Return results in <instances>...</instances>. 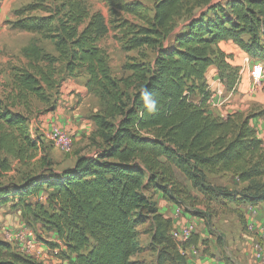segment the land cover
<instances>
[{
	"label": "trees",
	"instance_id": "obj_1",
	"mask_svg": "<svg viewBox=\"0 0 264 264\" xmlns=\"http://www.w3.org/2000/svg\"><path fill=\"white\" fill-rule=\"evenodd\" d=\"M101 1L109 26L82 0H63L52 8L34 0L13 10L11 29L52 41L57 55L32 41L21 49L26 63L10 66L11 90L0 99V207L11 202L27 223L54 231L60 243L47 244L58 249L62 264H138L133 260L140 251L138 227L145 223L149 244L157 248L156 264H187L185 251L198 245V234L175 239L172 219L153 200L156 194L179 205L194 199L176 172L208 200L247 207L264 202V192L230 193L207 181L206 174L230 173L241 183L264 176V140L251 125L264 109L212 115L205 79L214 66L227 88L238 80L239 68L230 65L220 42L230 41L264 63V0H153L151 12L136 0ZM195 6L206 8L195 16ZM183 15V31L173 36L175 19ZM109 29L124 50H152L153 61L131 59L122 65L125 76L114 75L98 44ZM81 69L86 93L99 106L89 116L95 124V156H78L72 167L55 172L50 157L38 156L43 142L31 137L26 116L14 107L29 95L47 103L49 92L64 79L60 74L72 76ZM144 87L158 101L154 112L141 100ZM13 161L30 166L19 182L3 179ZM42 191L43 203L29 200ZM224 261L231 264L228 257ZM0 264L43 263L0 240Z\"/></svg>",
	"mask_w": 264,
	"mask_h": 264
},
{
	"label": "rangeland",
	"instance_id": "obj_2",
	"mask_svg": "<svg viewBox=\"0 0 264 264\" xmlns=\"http://www.w3.org/2000/svg\"><path fill=\"white\" fill-rule=\"evenodd\" d=\"M5 0H0V4ZM34 0H6L9 9L0 12V99H3L11 90V79L9 77L10 66L23 65L26 59L21 54L23 46L29 42H35L44 53L57 55L54 43L48 39L42 38L39 34H33L11 29L9 21L14 18L13 10L25 7ZM63 0H44L48 8L59 6ZM84 6L90 11H99L105 22L108 24L109 13L101 0H82ZM134 1V0H125ZM143 3L149 12L152 10L153 0H136ZM225 0H212V4H224ZM194 2V1H192ZM205 6L193 8L194 15L205 10ZM35 13V12H34ZM210 15L209 12H205ZM35 14L40 15V11ZM186 15L175 19L173 36L183 31L186 24ZM115 31L109 29V32L99 41L101 46L109 56V66L111 72L117 77L125 76L127 72L122 70V65L135 59L136 61H153L155 53L147 48L139 50H124L121 42L114 37ZM173 36L165 42L167 47L172 43ZM219 48L230 57L228 62L231 66L239 68L238 80L234 86L229 89L218 76L217 70L211 66L205 75L210 97L207 103L208 111L216 116L222 117L216 109H222L231 104L233 96L239 95L242 99L244 95L250 97L260 96L257 103H252L243 108H238V112L257 114L264 109V63L251 61L243 65L244 53L230 41L220 42ZM259 72L263 73L262 82L253 92H249V80H253ZM63 80L59 88L49 92L50 97L47 103H43L34 96L29 95L26 101L18 103L14 110L19 111L27 118L28 130L32 138L43 142L45 148L40 149L38 156L45 153L51 158L53 169L60 172L62 169L72 167L78 156H95L96 146L92 143V130L89 128L90 114L99 109L98 100L86 94L83 89L86 81V74L77 70L72 76L60 74ZM195 100V99H194ZM240 107V105L238 106ZM235 112V111H234ZM224 114V113H221ZM264 120V112L251 120V125L259 127L258 121ZM50 123L58 124L70 137L71 147L69 151H64L56 147L45 136ZM79 129V127H81ZM264 128V127H262ZM257 130V129H256ZM264 140V137L263 139ZM98 140L95 139V142ZM13 169L6 174L4 180L12 179L19 182L21 174L27 172L29 167L21 166L12 162ZM178 181L188 190L193 200L182 199L180 205L171 203L162 198L161 194L153 196L159 212L170 215L176 228L182 229L186 226H192V233H197L199 243L196 247H190L186 253L192 260L202 259L203 257L214 261H222L225 257L231 258L237 264H244L238 261L237 255L242 249H251L253 257L257 246H264V226L258 220V215H252L247 205H239L235 202L223 198L208 200L204 198L197 190L193 189L190 182L179 172H176ZM207 181L217 188L230 193H248L264 192V176L251 182H239L235 176L230 173L206 174ZM147 192L151 193L150 190ZM46 192L42 191L36 197H30V201L44 202ZM159 204V205H158ZM9 202L0 207V240L9 243L16 252L36 259L43 264H62V260L57 256L58 249H52L47 242L60 243L54 231H48L41 224L31 225L27 223L20 215V211L11 207ZM170 205V207H168ZM258 206L264 210V202ZM257 207V206H255ZM174 210L173 212H171ZM167 209V211H165ZM196 214L203 215V218ZM256 221H255V220ZM183 221L184 225H181ZM251 223V229L248 224ZM257 223L260 225L258 226ZM180 224V225H179ZM262 226V227H261ZM150 226L145 223L138 227V245L140 251L133 257L138 264H156L157 248L150 246ZM202 241L206 243L203 244ZM259 264V263H255Z\"/></svg>",
	"mask_w": 264,
	"mask_h": 264
},
{
	"label": "crops",
	"instance_id": "obj_3",
	"mask_svg": "<svg viewBox=\"0 0 264 264\" xmlns=\"http://www.w3.org/2000/svg\"><path fill=\"white\" fill-rule=\"evenodd\" d=\"M5 1L0 4V12H5L7 9H9V4L7 2H5ZM219 46H220V43H219ZM83 89H85V87H83ZM259 100H260V96L250 97L249 95H244L242 97V99H240L239 95H235V96H233L230 105H227L226 107H224L222 109H216L214 111H217V113L222 115V117H225L228 114H230V113H232V112H234L236 110H239L238 108H243V107L247 106L248 103H249L248 105H250L252 103H257V101H259ZM239 105H240V107H238ZM221 113H224V114H221ZM258 123H259V127H261V128H256L257 129V136L260 139H263V137H264V128H262V127H264V120L261 119V120L258 121ZM88 126H89L90 130L94 131L95 124H94L93 121H89V125ZM81 128H82V126L79 127V129H81ZM168 207H170V205ZM254 210H255V214H257L259 216L258 220L261 222V225L264 226V210H262L258 205H257V207H254ZM165 211H167V209ZM173 211L174 210H172V208H171V212H173ZM248 211L250 212L249 208H248ZM161 213L165 217H169V218L173 219L170 215L168 216V215L164 214L165 212H161ZM176 223L173 222L174 227H176L175 226ZM180 223H181V225H184L183 221H181ZM257 225L260 226L258 223H257ZM186 251H185V253H186ZM251 251H252L251 249H242L239 252V254L237 255L238 261H242V262H244V264H255V263H258V261L255 260V258L253 257V254H252ZM186 255H187V253H186ZM187 258H188L187 259V264H225L224 260H222V261H220V260L214 261V263H213L212 261H210L209 259H206L204 257L202 259H197L196 258L195 260H193V259L191 260L188 257V255H187ZM229 260H230L231 264H237L236 262L231 260V258H229Z\"/></svg>",
	"mask_w": 264,
	"mask_h": 264
},
{
	"label": "built area",
	"instance_id": "obj_4",
	"mask_svg": "<svg viewBox=\"0 0 264 264\" xmlns=\"http://www.w3.org/2000/svg\"><path fill=\"white\" fill-rule=\"evenodd\" d=\"M243 59V65H241V71L244 70V64H248L249 62L253 61L248 55L244 53ZM263 73L259 72V74L253 79L249 80V86L248 90L249 92H253L256 90L259 86V84L263 81ZM49 141H51L56 147H59L60 149L64 151H69L71 147V140L68 134L58 125L55 123H50V125L47 128V133L45 136ZM249 210L252 215L255 214L254 207H249ZM251 229V223L248 224ZM192 233V226H186L182 229H178L174 227V230L172 232V235L177 240H185L187 239ZM255 260L258 261L259 264H264V246L259 247L257 246L256 252H255Z\"/></svg>",
	"mask_w": 264,
	"mask_h": 264
},
{
	"label": "clouds",
	"instance_id": "obj_5",
	"mask_svg": "<svg viewBox=\"0 0 264 264\" xmlns=\"http://www.w3.org/2000/svg\"><path fill=\"white\" fill-rule=\"evenodd\" d=\"M140 96L144 107L149 113L156 111L158 101L153 93H151L146 87H144L140 91Z\"/></svg>",
	"mask_w": 264,
	"mask_h": 264
}]
</instances>
